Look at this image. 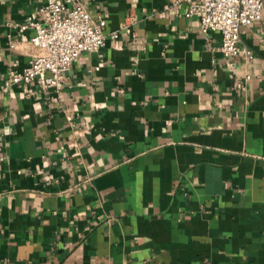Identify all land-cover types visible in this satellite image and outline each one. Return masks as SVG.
<instances>
[{"label":"crops","instance_id":"obj_1","mask_svg":"<svg viewBox=\"0 0 264 264\" xmlns=\"http://www.w3.org/2000/svg\"><path fill=\"white\" fill-rule=\"evenodd\" d=\"M44 5L0 0V264H264V12L228 62L187 0H88L121 37L59 95L6 82Z\"/></svg>","mask_w":264,"mask_h":264},{"label":"built area","instance_id":"obj_2","mask_svg":"<svg viewBox=\"0 0 264 264\" xmlns=\"http://www.w3.org/2000/svg\"><path fill=\"white\" fill-rule=\"evenodd\" d=\"M186 17L197 18L201 33L207 37L218 32L222 36L220 53L226 60L239 55L253 59V54L242 46V32L259 23L264 12V0H187ZM88 0H45L40 9L43 21L28 18L21 26L31 28L35 36L32 46L39 51L23 71L11 70L6 82L9 86L33 84L43 79L45 85L62 94L66 74L86 53H98L107 39L119 40L121 31L106 33V20L94 19L87 10ZM4 88L0 85V91Z\"/></svg>","mask_w":264,"mask_h":264}]
</instances>
